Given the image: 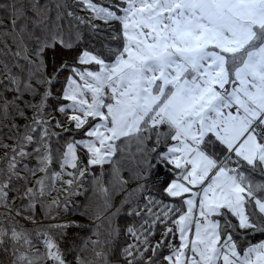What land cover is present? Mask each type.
Masks as SVG:
<instances>
[{"label":"snow or ice","instance_id":"snow-or-ice-1","mask_svg":"<svg viewBox=\"0 0 264 264\" xmlns=\"http://www.w3.org/2000/svg\"><path fill=\"white\" fill-rule=\"evenodd\" d=\"M0 147V264H264V0H0Z\"/></svg>","mask_w":264,"mask_h":264},{"label":"trees","instance_id":"trees-1","mask_svg":"<svg viewBox=\"0 0 264 264\" xmlns=\"http://www.w3.org/2000/svg\"><path fill=\"white\" fill-rule=\"evenodd\" d=\"M77 14L81 15V16L86 15V13H83V12H78ZM29 115H31V113H29ZM18 122L21 125H23V123H24V121H18ZM55 131L59 132L60 129H55ZM4 139H6V137H4ZM53 147H55V142L53 143ZM29 150H31V146H30ZM23 164H27L29 168H36L38 165H37V160L35 158V154H33L29 158L24 159L22 164L19 166L22 167ZM126 164L129 167H131L132 161L131 160L126 161ZM52 167L58 168V165L54 163L52 165ZM24 174L25 173H23V172L21 173V175H24ZM42 175H43V173L37 172L36 177H30V179L34 180L36 178H39ZM122 175L125 178H127L129 176V172L127 170H125L122 173ZM255 175H256L257 179H260V176L258 173ZM133 186H134V184L128 185L129 188L133 187ZM79 192L82 194L77 195V196H73L70 198L69 211H68V213H61V216L63 217L62 219L52 221V220H44L42 217H40L38 219V222H37L38 227H40V228L46 227L50 223H62V222H64V219L78 220V221H80V223L82 225H84V227L70 230L69 239L75 240L77 243H79L81 240L87 239L91 235V230L89 228V225H91L93 223V221L89 220L85 216H81L79 213L84 210L85 205H94L97 202H99L100 194L99 193L93 194L90 181L87 177L82 179V187L79 189ZM56 195H57V192L53 191L52 196L54 197ZM124 195H125L124 192H119V193L114 194L112 196V203L114 205H118L120 203V201L123 199ZM16 197H18V196H16ZM143 211L146 212V209H144ZM134 222H135V218L128 217L124 213H122L120 215V217L118 218V223L120 224L122 229L126 228L127 225L132 224ZM21 223L29 224V222H27V221H21ZM24 227H26L28 229L36 228L35 225L32 228H29L25 225H24ZM261 238H264V237H261L259 234H257V236L254 238V240L257 241ZM92 239H95V237H92ZM125 242H130V237H128L122 233L120 240H119V243L124 244Z\"/></svg>","mask_w":264,"mask_h":264},{"label":"rangeland","instance_id":"rangeland-1","mask_svg":"<svg viewBox=\"0 0 264 264\" xmlns=\"http://www.w3.org/2000/svg\"><path fill=\"white\" fill-rule=\"evenodd\" d=\"M95 23H97V24H100L101 22L100 21H95ZM4 142H6V143H12V141H8L7 139H4ZM55 147H56V144H55ZM4 149L2 148V147H0V167H3L4 166V159H3V157H4ZM60 185H59V182H57V187H59ZM80 194H82V193H80ZM79 194V195H80ZM13 196H18L16 193H10V200H11V198L13 197ZM55 197V196H54ZM22 203V201H21V199L19 198V196L18 197H16V199H15V205L14 206H19L20 204ZM3 211V209H0V212H2ZM23 224V226L25 225V226H27V227H29V228H32V227H34V225L33 224H31L30 222H29V224H24V223H22ZM36 226V228H40V227H38V224H36L35 225ZM258 241V240H257Z\"/></svg>","mask_w":264,"mask_h":264}]
</instances>
